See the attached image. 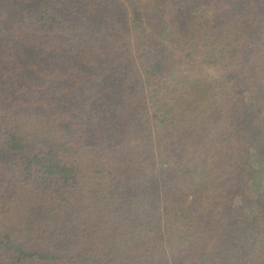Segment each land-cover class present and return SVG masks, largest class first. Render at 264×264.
<instances>
[{
    "label": "trees",
    "instance_id": "obj_1",
    "mask_svg": "<svg viewBox=\"0 0 264 264\" xmlns=\"http://www.w3.org/2000/svg\"><path fill=\"white\" fill-rule=\"evenodd\" d=\"M0 264H264V0H0Z\"/></svg>",
    "mask_w": 264,
    "mask_h": 264
},
{
    "label": "rangeland",
    "instance_id": "obj_2",
    "mask_svg": "<svg viewBox=\"0 0 264 264\" xmlns=\"http://www.w3.org/2000/svg\"><path fill=\"white\" fill-rule=\"evenodd\" d=\"M133 30H135L137 28V26L135 25V23L132 25ZM242 221H241V226H243L242 228H250L251 227V217H252V213H242Z\"/></svg>",
    "mask_w": 264,
    "mask_h": 264
}]
</instances>
